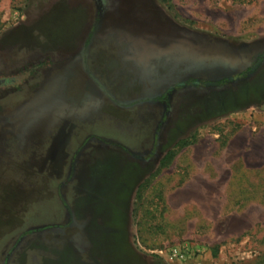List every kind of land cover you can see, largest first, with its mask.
<instances>
[{"label":"rangeland","instance_id":"1","mask_svg":"<svg viewBox=\"0 0 264 264\" xmlns=\"http://www.w3.org/2000/svg\"><path fill=\"white\" fill-rule=\"evenodd\" d=\"M38 1L0 0V264H264V0H106L110 26L145 29L189 73L143 155L91 114L87 79L47 94L55 61L27 47L66 29L60 10L29 25Z\"/></svg>","mask_w":264,"mask_h":264},{"label":"crops","instance_id":"2","mask_svg":"<svg viewBox=\"0 0 264 264\" xmlns=\"http://www.w3.org/2000/svg\"><path fill=\"white\" fill-rule=\"evenodd\" d=\"M107 7L106 0L36 2L37 10L29 25L37 24L51 12L60 10L64 15L60 16V23L65 22L62 26L66 30H62V43L58 46L50 44L42 33L40 41L27 47V54L51 57L55 61L56 65L47 79L51 82L46 84L47 94L50 91L54 95L59 93L58 89L63 90L64 84L61 83H65L67 78L87 79L92 91L88 95L98 100L97 108H93L91 114L96 117L105 115L122 132L129 131L132 137L136 136V140L125 142L126 146L128 144V151L143 155L157 145L160 124L156 110H163L162 95L189 73L185 68L180 71L179 53L174 54L169 48H162L161 43L149 41L145 29L139 27L126 31V28L110 26ZM123 17L128 18V15ZM61 108L60 112H68V106L63 104ZM86 109L90 110L91 107ZM86 109L79 105L74 111L89 120ZM129 113L137 115L132 117ZM75 127L85 129L89 126L81 124ZM100 143L97 140L95 145L99 146ZM112 144L113 149L108 145L106 147L116 152L112 156H118L121 163L117 166L119 170H124V159L129 164L130 155L119 150L117 143ZM126 146L124 148L127 149Z\"/></svg>","mask_w":264,"mask_h":264},{"label":"trees","instance_id":"3","mask_svg":"<svg viewBox=\"0 0 264 264\" xmlns=\"http://www.w3.org/2000/svg\"><path fill=\"white\" fill-rule=\"evenodd\" d=\"M249 75H250L249 72H241L238 74H234L232 76H225V77H221V78H217V79H213V80L199 81L198 84L204 85L207 87H211V88L220 87V86L228 85V84L233 83V82L240 80V79H245V78L249 77Z\"/></svg>","mask_w":264,"mask_h":264},{"label":"built area","instance_id":"4","mask_svg":"<svg viewBox=\"0 0 264 264\" xmlns=\"http://www.w3.org/2000/svg\"><path fill=\"white\" fill-rule=\"evenodd\" d=\"M169 259L171 261H175L178 259H184L185 258V252L179 248L178 246H174L169 249Z\"/></svg>","mask_w":264,"mask_h":264},{"label":"flooded vegetation","instance_id":"5","mask_svg":"<svg viewBox=\"0 0 264 264\" xmlns=\"http://www.w3.org/2000/svg\"><path fill=\"white\" fill-rule=\"evenodd\" d=\"M170 90H168V91H166L163 95H162V100L168 95V92H169Z\"/></svg>","mask_w":264,"mask_h":264}]
</instances>
